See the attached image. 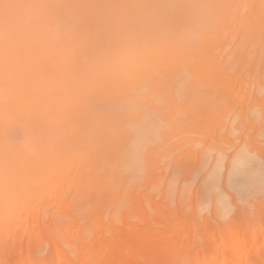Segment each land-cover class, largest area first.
<instances>
[{"label": "bare ground", "instance_id": "obj_1", "mask_svg": "<svg viewBox=\"0 0 264 264\" xmlns=\"http://www.w3.org/2000/svg\"><path fill=\"white\" fill-rule=\"evenodd\" d=\"M260 144L264 0H0V264H264Z\"/></svg>", "mask_w": 264, "mask_h": 264}, {"label": "rangeland", "instance_id": "obj_2", "mask_svg": "<svg viewBox=\"0 0 264 264\" xmlns=\"http://www.w3.org/2000/svg\"><path fill=\"white\" fill-rule=\"evenodd\" d=\"M244 132H246V131H244ZM249 133L251 134V131H249ZM254 133H255V132H254ZM254 133H253V131H252V134H251L250 136H252ZM237 134H238V133H237ZM232 136H233V135H232ZM219 138H221V137L219 136ZM234 138H235V137H234ZM234 138H233V140H232L233 142L236 141V139H235V141H234ZM259 139H260V138H259ZM213 141H214V143H215V140H213ZM213 141H212V142H213ZM217 141H218L217 143L219 144V143H220V140H217ZM237 141H238V140H237ZM237 141H236V143H237ZM217 143H215V144H217ZM230 143H232V142H230ZM236 143H235V144H236ZM235 144L233 143L234 146H233V145L229 146L230 144H224V145H226V146L228 145V146H229L228 148L233 147V148L236 149V148H238V147H237L238 145H241V141H238V144H236V145H235ZM220 145H221V144H220ZM222 145H223V143H222ZM261 145H262V144H260V146H261ZM217 146H219V145H217ZM261 147H264V144H263V146H261ZM228 148H227V149H228ZM233 148L228 149V150H229V153H228V154H231L232 152L235 151ZM231 150H232V151H231ZM233 150H234V151H233ZM226 152H228V151L226 150ZM259 152H260V151H259ZM50 207H51L52 209H54V208L56 207V205L53 204V205L50 206ZM51 208H50V209H51ZM177 215H179V213H177ZM177 219H178V218H177ZM107 224H112V223H110V220H109V221H107ZM80 232H81V230H80L78 233H80ZM109 234H110V233H109ZM95 237H96V233H94V231H92V232L90 231V234L88 233L87 242H88V243H91V242H92V239H94Z\"/></svg>", "mask_w": 264, "mask_h": 264}, {"label": "snow or ice", "instance_id": "obj_3", "mask_svg": "<svg viewBox=\"0 0 264 264\" xmlns=\"http://www.w3.org/2000/svg\"><path fill=\"white\" fill-rule=\"evenodd\" d=\"M204 195H205L208 199H210V198L212 197L213 193L211 192V190H207V191L204 193Z\"/></svg>", "mask_w": 264, "mask_h": 264}]
</instances>
